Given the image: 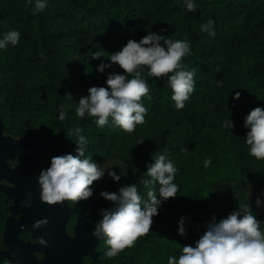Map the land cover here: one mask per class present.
Segmentation results:
<instances>
[{"label": "trees", "instance_id": "obj_1", "mask_svg": "<svg viewBox=\"0 0 264 264\" xmlns=\"http://www.w3.org/2000/svg\"><path fill=\"white\" fill-rule=\"evenodd\" d=\"M196 3V11L188 12L183 0H47L44 11L33 15L25 0H0V34L11 29L21 33L16 46L0 50L3 131L28 140L18 162L39 175L52 157L75 155L77 137L68 133L79 127L89 141L86 155L100 167L114 165L110 170L122 175L113 181L106 171L90 186L91 197L69 200L72 222L85 218L93 231L102 210L113 206L101 192L115 193L131 183L146 199L140 182L148 178L146 166L157 156L168 155L178 168L174 182L179 191L162 203L149 234L112 259L104 255L107 246L99 240L94 250L98 258H84L81 264H167L168 256H178L182 246L194 244L203 234L212 220L201 218L204 207L212 205L219 222L239 205L264 200V160L249 156L248 130L243 127L252 109L264 108V0ZM209 19L215 22V38L200 31ZM162 28L166 31L160 32ZM149 31L191 42V54L182 63L195 70L196 85L185 107L175 108L167 77L145 75L152 99L142 98L148 113L134 132L99 128L92 117H76L74 107L90 87H106L109 73L123 74L118 65L103 74L96 67L109 63L110 54L129 39L138 42ZM96 52L101 57L93 59ZM236 92L240 98L233 101ZM61 105L67 110L63 122L57 119ZM227 120L234 125L231 130L222 127ZM182 148L188 151L182 153ZM209 157L212 164L205 168L203 161ZM3 194L0 190V252L9 201ZM181 216L199 223L185 238L177 235V221L167 227ZM255 216L264 222V215ZM20 237L29 240L28 234ZM34 256L43 259L40 252ZM0 264L8 263L0 257Z\"/></svg>", "mask_w": 264, "mask_h": 264}, {"label": "clouds", "instance_id": "obj_2", "mask_svg": "<svg viewBox=\"0 0 264 264\" xmlns=\"http://www.w3.org/2000/svg\"><path fill=\"white\" fill-rule=\"evenodd\" d=\"M188 12L197 9L196 0H183ZM32 6L33 15L44 11L47 0H25V7ZM214 21L209 19L200 25V31L215 38ZM166 29H160L164 32ZM21 40V33L11 29L0 34V50L16 46ZM191 54V42L187 39L173 40L157 32L149 31L138 42L129 39L118 51L107 58L109 63L101 62L96 71L103 74L112 65H118L123 74L109 73L106 87L92 86L87 96L81 97L74 107L76 117L84 119L92 117L97 127L118 128L126 133L135 131L137 125L145 123L148 108L142 98L151 100L150 89L144 78L167 77L168 87L172 91L171 100L177 110H182L195 91V70H187L182 63L184 57ZM101 57L99 52L92 58ZM146 69V73L144 72ZM240 98V92L232 97ZM235 107V104H233ZM67 110L63 105L59 108L57 119L63 122ZM231 130L234 125L230 120L222 124ZM243 127L248 131L245 144L248 154L256 160H264V108L255 107L243 120ZM81 129L76 127L69 131V136H76V154L71 153L54 156L49 166L42 169L37 177L40 188V200L48 205H58L64 201L86 200L92 195L91 185L107 174L113 181H119L121 174L110 170L112 166L100 167L91 155H86L88 138L80 135ZM144 139L138 140L137 144ZM182 153L187 148L180 150ZM211 158H205L203 166L210 167ZM178 173L175 162L166 154L157 156L153 163L146 166V176L141 184L146 190V199L141 196L135 184L119 188L118 192H101L100 195L112 207L101 212L92 235L103 240L107 246L104 255L117 257L126 248H131L136 241L150 232L152 218L159 214L161 205L169 198H175L179 186L174 182ZM264 203L256 200L257 205ZM26 206H28L26 204ZM47 219L36 221L32 227L40 228L47 224ZM262 221L254 215L251 205L247 203L243 209L237 208L216 222L213 217L205 225L202 235L192 245H184L178 256H168L167 264H264V230ZM185 218L177 221V235H186ZM102 234V235H101ZM37 243L43 247L47 241L40 237Z\"/></svg>", "mask_w": 264, "mask_h": 264}, {"label": "water", "instance_id": "obj_3", "mask_svg": "<svg viewBox=\"0 0 264 264\" xmlns=\"http://www.w3.org/2000/svg\"><path fill=\"white\" fill-rule=\"evenodd\" d=\"M0 178H3L19 190L1 191L14 200L18 210L26 208V217L18 222H9L6 226L3 244L8 250L0 253L11 264H81L84 258L96 260L95 246L99 239L92 235L85 218L77 220V228L74 231L75 238H68L62 228V223L67 216V211L62 210L64 202L58 205H48L40 200V188L37 178L29 173L11 169L0 158ZM26 204L28 206H26ZM41 219H47V224L40 228L32 225ZM21 230L31 233V238L36 240L43 237L47 246L38 243L33 247L28 243H22L17 234ZM102 235V234H101ZM34 252H40L43 259L38 260Z\"/></svg>", "mask_w": 264, "mask_h": 264}, {"label": "rangeland", "instance_id": "obj_4", "mask_svg": "<svg viewBox=\"0 0 264 264\" xmlns=\"http://www.w3.org/2000/svg\"><path fill=\"white\" fill-rule=\"evenodd\" d=\"M44 119H45V115H44ZM26 144H28L27 139H24L22 137H13V136L5 134L3 131V124L0 120V158H3L4 164L6 166H8L12 172L22 171V172L29 173L32 176H34L35 178H37L38 173L36 171L28 168L25 164L18 162V159H17L19 151ZM109 166H111V165H109ZM2 189L19 190L18 188H16L15 186H12L10 183H8L3 178H0V190H2ZM7 198L10 202H13L11 205V210L12 211L15 210L17 207L16 204L9 197H7ZM262 201H264V200H262ZM248 203L251 205V208H252L254 215H264V203H262L261 205H257L256 200L248 202ZM246 204L247 203L239 205L238 207L233 208V210H236L237 208L243 209ZM62 210L67 211V216L62 223L63 232L68 238L73 240L75 238L74 231L77 228V220L78 219L75 222H72V219H71L72 209H71L70 205L68 204V201H65ZM218 214L219 213H217L213 210V206L209 205V206L204 207L202 209V217L201 218H204V217L213 218ZM17 215H18V218H14V216H12L10 213L9 222H18L21 219H24L26 217V208L17 212ZM184 218H185V227H186L187 231L192 226L195 228H197L199 226V225L197 226L196 223L195 224L191 223V220H190L191 217L190 216H184ZM178 219L174 218V219L170 220L167 224V227L171 226L173 223L178 221ZM88 228H89V226H88ZM192 242H194V241H192ZM35 244H37V241L33 240V243L30 245L33 247ZM7 250H8V248L6 247V251Z\"/></svg>", "mask_w": 264, "mask_h": 264}, {"label": "flooded vegetation", "instance_id": "obj_5", "mask_svg": "<svg viewBox=\"0 0 264 264\" xmlns=\"http://www.w3.org/2000/svg\"><path fill=\"white\" fill-rule=\"evenodd\" d=\"M3 193H4V192H3ZM3 195H5L6 197H9V196H7V194H5V193H4ZM11 200H12V199H11ZM7 201H8V200H7ZM7 201H6V202H7ZM13 201H14V200H13ZM7 203H8V205H7V207L5 208V211H6V213H7V216L5 217V220H4V231H3V233H2V240H1L4 249H3L0 253H4V252L6 251V247L8 248V246H6V245L3 244V237H4V233H5L6 226H7L8 223H9L10 213H11L12 216H14V218H18L17 212L21 211V210H18L17 207H16L15 210L12 211V210H11V205H12L13 202L8 201ZM14 203H15V202H14ZM16 206H17V205H16ZM12 223H15V222H12ZM22 234H28V235H29V240H27V241H23V240L21 239V237H20ZM17 237H18V239H19L22 243H24V244H28V243H29V244H32V243H33V239L31 238V233H30L29 231L21 230V231L18 232ZM0 257H2V256H0ZM2 258H3V257H2ZM4 259H5V258H4ZM5 260L7 261L8 264H11V263L9 262L8 259H5Z\"/></svg>", "mask_w": 264, "mask_h": 264}, {"label": "built area", "instance_id": "obj_6", "mask_svg": "<svg viewBox=\"0 0 264 264\" xmlns=\"http://www.w3.org/2000/svg\"><path fill=\"white\" fill-rule=\"evenodd\" d=\"M196 225L198 226L199 225V223H196ZM194 232H196V228L195 227H190V229L186 232V235H190V234H192V233H194ZM185 235V236H186ZM185 236L183 237V238H185Z\"/></svg>", "mask_w": 264, "mask_h": 264}]
</instances>
